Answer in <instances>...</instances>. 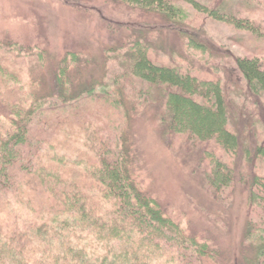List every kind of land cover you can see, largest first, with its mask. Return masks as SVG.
Instances as JSON below:
<instances>
[{
    "label": "trees",
    "instance_id": "obj_1",
    "mask_svg": "<svg viewBox=\"0 0 264 264\" xmlns=\"http://www.w3.org/2000/svg\"><path fill=\"white\" fill-rule=\"evenodd\" d=\"M103 1L148 27L125 35L105 22L112 45L102 56L118 66L99 83L83 74L82 44L53 55L41 43L0 39V264H264V144L253 143L255 130L246 146L236 135L213 66L191 68L209 44L203 19L233 27L231 39L248 54L234 57L226 78L234 73L264 110V0H231V9L229 0ZM160 31L182 62L159 61L152 43ZM152 91L162 93L159 120L172 141L205 147L199 180H189L203 201L233 204L241 195L245 223L231 254L157 195L138 166L131 120L142 104L150 111Z\"/></svg>",
    "mask_w": 264,
    "mask_h": 264
},
{
    "label": "rangeland",
    "instance_id": "obj_2",
    "mask_svg": "<svg viewBox=\"0 0 264 264\" xmlns=\"http://www.w3.org/2000/svg\"><path fill=\"white\" fill-rule=\"evenodd\" d=\"M63 3V0H0V39L7 37L41 43L47 46L48 51L53 55L57 54L66 43L82 44L86 47V55L89 56L90 61L83 74L94 77V81L99 83L108 70H114L118 66L116 61H105L102 56L103 45L107 47L112 45L105 22H110L117 32L119 31L117 26L122 25L121 31L125 35L134 33L133 30L146 32L148 27L146 23L143 25L141 20H135L140 14L108 1L77 0V5L84 8L80 14ZM229 9H231V0H229ZM248 16L255 17L251 14ZM126 26L127 28H124ZM199 32L208 38L209 44L203 56H194L197 59L195 63L191 62V68L201 71L207 68L210 72L213 66L216 75L222 79L227 88L231 100V119L235 114L236 123H231V127L239 131L236 135L244 137L243 144L246 146L249 142L247 131L255 130V136L251 137L253 143L264 144V122L261 119L264 110H261L256 102L254 103L256 100L253 101L243 81L236 80L234 73L231 78H226V74L234 64V57L248 54L246 49L231 39L238 34L237 31L225 23L205 18ZM160 33L161 36L155 37L152 43V46L160 49L155 53L159 61L182 62L175 56L180 54L171 39L165 38L161 31ZM113 37L117 42L121 39L119 34H113ZM183 64L187 66L189 61ZM149 97L152 99L145 107L150 108V111L146 109L147 111L143 112L142 104V111L135 114L131 120L138 144L139 168L149 176L148 182L153 185L157 195L159 194L162 199L170 198L176 207L185 210L188 218L190 217L204 234L209 233L215 238L222 251L231 254L229 245L240 241V233L245 223L244 213L240 207V199H242L240 193H234L236 201L232 202L233 204L229 197L226 203L213 201L216 205L203 201V197L196 190L204 195V189L195 188V184L189 183V180L192 179L191 177H195L196 182L199 180L197 151L205 147L191 146V148L185 143L173 142L169 131H166L159 120L162 93L152 91ZM185 191L190 192L184 194ZM191 205L200 208L193 212Z\"/></svg>",
    "mask_w": 264,
    "mask_h": 264
}]
</instances>
